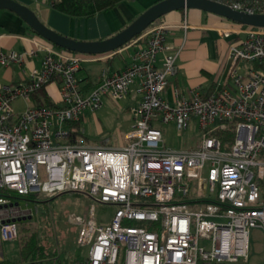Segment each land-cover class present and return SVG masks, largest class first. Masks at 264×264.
<instances>
[{
	"label": "built area",
	"instance_id": "1",
	"mask_svg": "<svg viewBox=\"0 0 264 264\" xmlns=\"http://www.w3.org/2000/svg\"><path fill=\"white\" fill-rule=\"evenodd\" d=\"M212 1L264 13V0ZM240 26L245 36L227 46V80L205 94L190 89L184 95L170 87L165 96L177 66L172 55L161 58L160 68L155 65L156 55L167 48L170 25L163 21L116 49H130L129 62L119 70L102 68L89 91L77 77L85 60L81 54L36 37L22 51L0 50L1 67L41 57L40 67L25 79L0 85L1 241L17 240L18 224L31 216L21 196L78 191L113 207L108 225L95 223L92 206L87 221L72 219L80 226L76 245L88 247L82 260L33 264H118L119 254L122 264L236 263L245 258L249 229L264 231V206L258 204L264 176V28ZM114 52L88 57L104 61ZM51 82L58 84L57 103L33 104L32 96ZM129 94L135 102L128 108L132 123L123 145L71 140L69 124L99 110L104 97ZM19 98L26 104L21 113L11 106ZM191 122L193 146L163 149L157 125L173 123L182 134ZM227 131L229 141L223 139ZM190 192L194 199L185 200Z\"/></svg>",
	"mask_w": 264,
	"mask_h": 264
},
{
	"label": "rangeland",
	"instance_id": "2",
	"mask_svg": "<svg viewBox=\"0 0 264 264\" xmlns=\"http://www.w3.org/2000/svg\"><path fill=\"white\" fill-rule=\"evenodd\" d=\"M17 1L27 5L36 13L31 0ZM47 1L49 4L51 0ZM125 4L130 6L135 12H131L127 9ZM146 8H143L138 1L119 2L107 11L104 10L103 12L97 13L94 17L82 19L80 27L86 28L89 32L90 38L86 40L104 39L124 29ZM189 10L197 11L199 13L197 16L198 21L205 26L210 25V21L213 20V18H219L217 15L203 13L197 9L190 8ZM204 14L208 15L207 22L204 21ZM165 16L166 14L161 16L162 19L165 20ZM157 21L158 20H156L155 23ZM43 23L49 28L59 32L56 29V25L58 24L54 23L51 25L52 21ZM229 24L231 23H228L226 26H229ZM236 25L238 24L236 23ZM173 35H176V37H179L181 40L185 37L180 31L175 32ZM218 36L216 42L218 50L217 62H221L227 51L228 43L226 38L228 37V33L224 30L218 31ZM80 40L85 39L80 38ZM117 60V58L112 60L111 64L113 67H116L118 64ZM101 64L102 63L82 62V68L77 77L81 78L87 76ZM133 102V96L129 98L124 96L115 100L104 97L103 107L100 110L92 114L84 113L80 124V139L89 144L105 147H116L119 144L123 145V133L129 129L132 123L127 107ZM11 106L17 113L23 112L26 108V104L22 99L14 100ZM157 128L160 130L162 136L163 149L185 150L191 147L189 141L186 140L188 131L179 134L173 123L159 124ZM39 171L40 179L45 180L46 176L43 166L39 167ZM194 197V192H190L185 200L192 201ZM21 198V206L29 209L31 211V216L23 220V224H18V230L19 227L25 226L29 232L36 235L39 241L48 245L50 253L51 251L57 252L58 260L70 263L82 260L88 248L87 246L79 247L76 245L80 226L72 220L73 217L80 216L83 221H87L90 216V209L93 206L95 223L105 226L108 225L113 213L112 206L98 202L96 198H92L87 192L64 191L52 196L37 194L34 197L29 198L21 196ZM189 206L194 207L192 204H189ZM199 245H205V243L199 241ZM205 246L207 247V245ZM18 249L19 243L17 240L2 242L0 239V251L3 259L11 258L16 255ZM240 260L244 264H264V232L262 230L258 228L249 229L247 255ZM117 263L122 264L121 254L118 255Z\"/></svg>",
	"mask_w": 264,
	"mask_h": 264
},
{
	"label": "crops",
	"instance_id": "3",
	"mask_svg": "<svg viewBox=\"0 0 264 264\" xmlns=\"http://www.w3.org/2000/svg\"><path fill=\"white\" fill-rule=\"evenodd\" d=\"M34 5V10L36 14L43 22H51V25L54 23L56 29L71 38L75 39H89V32L85 28H81V20L84 18H74L67 16L63 13H60L53 8L51 1L48 4L47 0H31ZM129 2H139L143 8L150 6L156 0H123ZM121 1V2H123ZM126 3V2H125ZM125 7L131 12H135L130 6L125 4ZM188 9H179L173 10L166 13L165 20L161 18L158 21H163L165 24H169L170 28L165 37V44L167 48L156 55V67L160 68L161 58L164 55L174 56V63L177 66L176 73L171 76L168 80L166 86L165 96L168 95L170 87L176 88L180 93L187 95L190 89H196L202 94L209 93L216 87H219L221 83L227 80L226 77V54L224 59L221 62H217V38L218 31H227L228 37L226 38L227 43L230 44L239 39H242L245 36L244 29L240 24L236 25L233 22H230L227 19H224L220 16L219 18H213L210 21V25L205 26L203 23L198 21V12L191 11ZM193 9V8H191ZM198 10V9H197ZM201 11V10H200ZM203 13H208L202 11ZM212 14V13H211ZM215 15V14H213ZM216 16V15H215ZM94 17V16H93ZM204 21L207 22L208 15L204 14ZM157 21V22H158ZM167 21V22H166ZM182 22L186 24V27L181 26ZM229 24V26H226ZM180 31L185 36L184 39H180L173 35L175 32ZM218 36V37H217ZM35 36L29 33L28 28L21 19L16 16L14 13L0 10V50H16L22 51L25 48H28L32 44V39ZM131 50H115L114 54L108 60H90L91 58L83 55L82 62H92V63H102L99 67L92 70L87 76L79 78L81 84L85 91H89L94 88L99 82V75L102 68H108L110 70H119L123 68L129 62V55ZM114 58H117L118 64L116 67H113L111 62ZM41 57H29L22 64H13L8 67L0 66V85L1 84H16L23 79H25L30 71L34 68L40 67ZM81 67L79 71L82 68ZM78 71V73H79ZM77 73V75H78ZM134 85L131 86L133 89ZM46 92L49 100L56 104L59 98L58 93V84L51 82L46 86ZM127 98L132 97V94L126 95ZM20 99V98H19ZM24 101V100H23ZM135 102V98H134ZM32 103L38 105L35 102L34 95L32 96ZM103 107V106H102ZM101 107V108H102ZM100 108V109H101ZM127 107V111H128ZM99 109V110H100ZM98 111V110H97ZM96 112V111H95ZM94 113V112H93ZM92 114V113H88ZM82 121V120H81ZM81 124V122H80ZM80 124L78 136L73 133L72 141L78 143H86L80 139ZM74 124H69L68 127H72ZM195 123L191 122L188 129L186 140L189 141L193 146V142L196 139L195 133ZM183 131V132H185ZM125 133V132H124ZM123 133V134H124ZM102 134V133H101ZM100 134V135H101ZM103 138V137H102ZM123 139V138H122ZM94 145V144H93ZM120 145V144H119ZM264 183V176L259 181ZM260 203V191H259V200ZM261 230V229H260ZM263 231V230H262ZM264 232V231H263ZM19 235V234H18ZM3 259V256L0 251V260Z\"/></svg>",
	"mask_w": 264,
	"mask_h": 264
},
{
	"label": "water",
	"instance_id": "4",
	"mask_svg": "<svg viewBox=\"0 0 264 264\" xmlns=\"http://www.w3.org/2000/svg\"><path fill=\"white\" fill-rule=\"evenodd\" d=\"M188 8L212 13L243 26L264 28V13L236 11L212 0H156L129 25L115 34L99 40H79L49 28L27 5L17 0H0V10L14 13L38 36L58 48L87 55L114 51L166 13Z\"/></svg>",
	"mask_w": 264,
	"mask_h": 264
},
{
	"label": "trees",
	"instance_id": "5",
	"mask_svg": "<svg viewBox=\"0 0 264 264\" xmlns=\"http://www.w3.org/2000/svg\"><path fill=\"white\" fill-rule=\"evenodd\" d=\"M123 0H53L52 6L54 9L70 17L78 18H91L97 13L103 12L114 7L116 4ZM27 26V25H26ZM29 33L33 34L37 39L46 43L52 44L42 37L38 36L28 26ZM53 45V44H52ZM74 53V52H73ZM78 54V53H77ZM89 56L87 54H81ZM47 86V85H46ZM46 86L42 87L37 93L34 94V99L37 104H44L53 106L54 104L49 100L46 92ZM79 124L75 123L73 126L74 134L78 136ZM231 131L224 134V140L231 139ZM260 203L264 206V183L259 182ZM37 194L29 195L27 197H34ZM29 201V200H28ZM20 222L19 224H23ZM17 241L19 243L18 253L11 258H4L0 260V264H33L39 261H50L52 259H59L56 251L48 250V245L39 241L36 235L29 232L25 226L19 227ZM70 263V262H68ZM210 264H244L241 260L236 263L227 262H214Z\"/></svg>",
	"mask_w": 264,
	"mask_h": 264
}]
</instances>
